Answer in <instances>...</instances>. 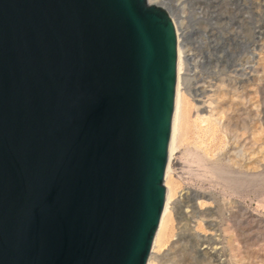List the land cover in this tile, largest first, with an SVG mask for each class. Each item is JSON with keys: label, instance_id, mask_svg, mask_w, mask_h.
Segmentation results:
<instances>
[{"label": "water", "instance_id": "water-1", "mask_svg": "<svg viewBox=\"0 0 264 264\" xmlns=\"http://www.w3.org/2000/svg\"><path fill=\"white\" fill-rule=\"evenodd\" d=\"M174 29L147 0H0V264H147Z\"/></svg>", "mask_w": 264, "mask_h": 264}, {"label": "rangeland", "instance_id": "rangeland-1", "mask_svg": "<svg viewBox=\"0 0 264 264\" xmlns=\"http://www.w3.org/2000/svg\"><path fill=\"white\" fill-rule=\"evenodd\" d=\"M148 2L188 58L153 264H264V0Z\"/></svg>", "mask_w": 264, "mask_h": 264}, {"label": "bare ground", "instance_id": "bare-ground-1", "mask_svg": "<svg viewBox=\"0 0 264 264\" xmlns=\"http://www.w3.org/2000/svg\"><path fill=\"white\" fill-rule=\"evenodd\" d=\"M148 2V0H147ZM149 4V2H148ZM156 6V5H155ZM171 19V18H170ZM173 26L175 27V35H176V51H177V57H176V85H175V92H174V105H173V112H172V118H171V128H170V137H169V152H168V157H167V162H166V167H165V173H164V204L162 208V212L160 214L158 226L156 228L153 240H152V245L150 248L149 252V257H148V262L147 264H153V259L155 254H157V246L159 239L162 234V230L164 228V225L166 223L167 215L169 213V210L172 208L173 205V200H174V193L173 189L169 184V178H170V162L172 161V157L175 154L176 151V138H177V133L179 129V124H180V111H181V91H180V86H181V76H182V66L183 62L185 59L187 60V56L183 53L181 50V45L182 43L180 42V38H183L181 36L180 29L176 25L175 22L171 19ZM183 47V46H182ZM194 213V212H193Z\"/></svg>", "mask_w": 264, "mask_h": 264}]
</instances>
